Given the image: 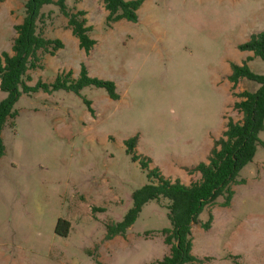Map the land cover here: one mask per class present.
<instances>
[{
	"label": "rangeland",
	"instance_id": "rangeland-1",
	"mask_svg": "<svg viewBox=\"0 0 264 264\" xmlns=\"http://www.w3.org/2000/svg\"><path fill=\"white\" fill-rule=\"evenodd\" d=\"M25 1L0 2V54L11 51ZM99 3H86L95 40L88 53L66 28L59 5L42 8L50 14L42 24L46 35L64 47L44 56L29 84L51 83L68 70L76 78L84 64L91 76L113 81L119 98L96 86L19 95L14 125L8 120L0 134V264L161 260L169 252L160 232L170 227L167 198L145 203L125 235L107 238V224L124 218L132 194L148 182L125 140L135 136V153L171 180H197L198 172L187 168L207 158L229 118L241 119L233 109L230 64L246 62L264 74L263 60L246 61L248 52L238 48L264 32V0H143L136 22L111 28ZM257 88L241 79L234 92ZM6 96L0 89V101ZM242 178L232 184L229 205L217 198L191 226L193 264H264L263 146L240 170ZM58 219L68 222L65 235L55 232Z\"/></svg>",
	"mask_w": 264,
	"mask_h": 264
},
{
	"label": "trees",
	"instance_id": "trees-1",
	"mask_svg": "<svg viewBox=\"0 0 264 264\" xmlns=\"http://www.w3.org/2000/svg\"><path fill=\"white\" fill-rule=\"evenodd\" d=\"M3 0H0V2ZM79 0H75V3ZM105 10V27L121 20L136 22L138 9L143 0H101ZM49 4L59 5L62 15L66 18V28L78 39V45L88 53L95 44L90 36L93 26L88 23L86 12L75 8L69 9L64 0H26L23 6V19L14 24L15 35L11 51L0 54V89L7 93L0 101V134L8 120L14 125L17 115L15 102L22 93L30 96L38 91L52 92L59 89L78 92L86 86L103 87L108 96L118 99L115 84L91 76L84 64L75 78L72 71L59 72L51 83L38 80L30 85L31 71L43 67L45 55H55L64 47L60 38H50L46 35L43 22L50 21V14L42 8ZM241 51H249L246 61L259 57L264 62V32L252 34L249 39L238 45ZM228 80L232 83L233 94L237 97L233 109L241 114V119L234 121L229 118L222 135L213 141V145L205 161L187 168L189 173L198 172L199 178L186 184L176 178L161 174L157 167L150 166V160L135 153L137 138L125 140L127 152L132 159L140 162L146 170L148 182L132 194V206L124 218L115 224H107V238L114 235H125L127 229L138 217L143 205L151 200L168 199V219L170 227L160 232L169 247V252L161 260L152 264H193L195 257L191 253V226L198 222L201 210L213 205L217 198L222 197L221 205L227 206L233 197L232 184L243 182L237 180L240 170L252 162L258 146L264 147V141L259 133L264 129V74L252 72L247 63H231ZM247 79L258 84L255 91L243 90L234 92L235 85ZM90 106V104L88 103ZM4 146L0 136V155ZM68 222L58 219L55 232L65 235L61 228H66ZM209 222L204 224L208 228Z\"/></svg>",
	"mask_w": 264,
	"mask_h": 264
},
{
	"label": "crops",
	"instance_id": "crops-1",
	"mask_svg": "<svg viewBox=\"0 0 264 264\" xmlns=\"http://www.w3.org/2000/svg\"><path fill=\"white\" fill-rule=\"evenodd\" d=\"M87 0H79L78 2H76V6L74 7L75 9H79V10H84L85 12H86V17H87V19H89L88 18V15H89V11H90V9L87 7ZM97 7L98 8H100V9H103V11H104V13L106 14V10H105V8H104V6H103V4H102V2H101V0H100V3L99 4H97ZM248 52V54L249 55H251V52H249V51H247ZM248 55V56H249ZM228 74H230V72L228 73ZM208 154V153H207ZM207 154H206V156H207ZM205 160H206V158H205ZM204 160V161H205Z\"/></svg>",
	"mask_w": 264,
	"mask_h": 264
}]
</instances>
